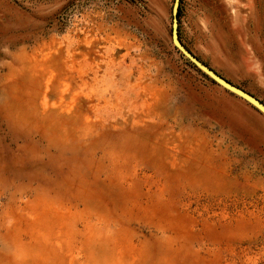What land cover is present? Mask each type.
I'll return each mask as SVG.
<instances>
[{
  "label": "rangeland",
  "instance_id": "1",
  "mask_svg": "<svg viewBox=\"0 0 264 264\" xmlns=\"http://www.w3.org/2000/svg\"><path fill=\"white\" fill-rule=\"evenodd\" d=\"M173 1L0 0V264H264V116ZM178 24L264 104V0Z\"/></svg>",
  "mask_w": 264,
  "mask_h": 264
},
{
  "label": "water",
  "instance_id": "2",
  "mask_svg": "<svg viewBox=\"0 0 264 264\" xmlns=\"http://www.w3.org/2000/svg\"><path fill=\"white\" fill-rule=\"evenodd\" d=\"M180 0H174L171 10L172 21H171V42L174 48L184 57L186 58L195 68H197L200 72L206 75L209 79H211L215 84L229 93L239 97L244 100L246 103L255 108L259 113L264 116V104L256 99L251 94L246 91L238 88L237 86L229 83L224 78L215 73L208 66L203 64L200 60H198L189 50H187L179 40L178 36V11H179Z\"/></svg>",
  "mask_w": 264,
  "mask_h": 264
},
{
  "label": "trees",
  "instance_id": "3",
  "mask_svg": "<svg viewBox=\"0 0 264 264\" xmlns=\"http://www.w3.org/2000/svg\"><path fill=\"white\" fill-rule=\"evenodd\" d=\"M186 59V58H185ZM187 60V59H186ZM188 61V60H187ZM189 62V61H188Z\"/></svg>",
  "mask_w": 264,
  "mask_h": 264
}]
</instances>
